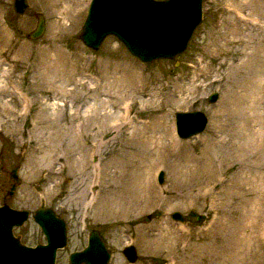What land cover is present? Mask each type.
I'll return each mask as SVG.
<instances>
[{
    "label": "rangeland",
    "instance_id": "rangeland-1",
    "mask_svg": "<svg viewBox=\"0 0 264 264\" xmlns=\"http://www.w3.org/2000/svg\"><path fill=\"white\" fill-rule=\"evenodd\" d=\"M64 1L27 0L17 13L14 0H0V205L30 212L14 234L30 246L45 243L31 215L50 207L67 231L55 264H69L92 229L105 241L107 264H264V151L252 159L236 152L230 142L238 109L220 110L238 89L264 78L263 27L252 28L250 43L242 34L251 29L239 28L238 36L233 17L224 24L230 0H202V19L186 49L144 62L113 35L97 49L86 46L80 35L91 0ZM251 3L264 24V0ZM68 4L70 13L60 15ZM38 15L45 29L32 39ZM213 92L218 98L209 102ZM186 111H202L208 122L201 133L181 139L174 115ZM128 114L133 123L121 128ZM141 120L148 126L129 129ZM171 129L175 153L165 148L148 156L143 146L127 148L144 137L165 146ZM205 154L212 155L217 175L208 186ZM98 166L104 175L96 202ZM13 168L19 181L10 195ZM140 181L147 192L137 190ZM174 211L184 221L173 219ZM130 244L133 263L123 254Z\"/></svg>",
    "mask_w": 264,
    "mask_h": 264
},
{
    "label": "bare ground",
    "instance_id": "bare-ground-1",
    "mask_svg": "<svg viewBox=\"0 0 264 264\" xmlns=\"http://www.w3.org/2000/svg\"><path fill=\"white\" fill-rule=\"evenodd\" d=\"M251 1L252 0H230L229 2L230 4H228V6L225 7L226 21H224V24L225 25L226 23L228 24V20L231 17H233L234 23L232 24L233 25L232 28L234 34L238 36L241 33L239 31V28L244 27L245 31L248 28L251 29L250 33L248 32L247 34H242L247 37L248 42L250 43L251 41L253 42L252 28L255 29L258 26L263 27L262 30H259L260 33L263 35L262 37H260L259 42L264 43V24L259 23L260 19L254 17V12L251 9H249V6H251L252 4ZM64 3H66V0L64 1ZM63 8H64L63 11L59 10L60 15L61 14L67 15L68 13H70L71 9L69 8H71V6L69 4L68 6L66 5ZM94 11L95 12L97 11L98 13L97 16L93 18L95 20V25L93 28H91L92 32H94L95 29H99L102 27H113L115 28L113 32L119 35H121L120 33L122 31L127 32L128 34L136 38L133 39V41L131 42L129 40L125 42L127 43V45L131 47L132 45L133 46L135 45V47L139 49L137 50L139 51V53L140 51L141 52L158 51V53H166L168 51L181 49L183 47L184 42L182 41L180 42V38L183 35V33L186 31L188 26L191 24V22L194 20L197 13L196 0H169L167 3L162 5V8H160L159 4L152 3L149 0H93L90 8V12L92 13ZM240 24H243V26L241 27ZM233 42H234L233 40L226 41L225 45L232 44ZM258 45L261 44H257V46ZM236 69L239 70L238 67H236ZM200 71H203L204 73L205 68L201 67ZM196 75L198 77L199 72ZM189 82L193 83V85L188 91L191 94H193L197 91L198 86L194 83L195 82L194 79L190 80ZM178 90L182 92L183 88L180 87ZM237 93L238 96L236 98L233 99L226 98V100L221 105L220 110L229 109L231 106L237 107L238 111L236 113V118L234 119L236 122L235 131L232 140L230 139L231 140L230 145L232 146V148H234L236 152L245 153L250 159H252L253 158L252 156H254L255 153H261L262 151H264V97L262 95V93H264V78L260 75V77H257V79L254 80L252 86L240 88L238 89ZM20 100L24 101V97H22L21 95H20ZM28 101L30 100L28 99ZM127 111L129 114L131 113L130 109L129 110L127 109ZM129 114L123 118L120 116L124 120L123 121L121 119L122 121L120 122L122 123L118 124L119 126H121V128H125L128 124L133 123L132 122L133 118H131L130 116L131 114L130 115ZM194 120L195 119L187 118V120L184 123L185 127L189 128L190 124H192ZM147 124L148 122L141 120L136 123L137 126L135 127L133 126L132 128L129 129L132 130L134 129V131L140 130L141 127H147L148 126ZM109 127H110V123H109ZM184 130L187 131L188 129H184ZM80 131H82V129ZM105 131L106 130L104 129L101 132L104 133ZM182 131H179V128L176 126L177 134L182 133ZM82 132L84 133V130ZM133 133L134 132H132L130 135L127 134V136L125 137L127 139L131 137L133 138L132 136ZM142 137L143 136L140 134V139ZM164 139H165L164 140L165 146L156 144L154 141L150 139L147 140V138L144 137L141 139V142L134 143V144H139L137 148L132 144L131 147L128 146L127 148L141 149L140 146H143V149L145 150L144 153L148 154V156L156 154L158 151H161V153H163L165 148L173 152L175 149L174 148L175 145H178L173 135V129H171L169 133H166ZM219 140L221 143L224 142L223 138ZM217 143H215V145L218 146L219 143L218 144ZM139 162L140 161L138 160H134L133 161V164H135L134 166H137ZM202 162L203 163L205 162L204 167L208 168L205 176V178L207 179L206 181H208V184L207 185L205 184V186H208L210 185L212 180H214L215 177L217 176L215 163H214L215 161L213 160L211 154L209 156L205 154L203 155ZM133 164L130 166L131 169L134 168ZM158 165L159 164L156 165L153 164L154 167ZM178 170L183 178L184 177L183 170L180 168H178ZM200 172H204V171L202 170ZM208 172H209V176H208ZM103 175H104V169L98 166L95 172V181H94V185L98 190L95 198L96 202L101 194L100 187H101V182L103 180ZM136 188L137 190H140V192L141 190L147 192L149 190V185L145 181H140L138 185H136ZM115 195H117V193H115ZM5 215L10 216L9 213H5ZM0 220H2L1 217ZM6 225L7 223H5L4 221L2 222L0 221V229L3 230L6 229ZM1 234H2V230H0V259L23 262L26 264H50L48 259V253L46 250L44 249L26 250L23 248H15V247L13 248L7 245V241L5 237H2ZM52 239L55 240L54 238ZM52 239H50V242L47 247L51 245ZM95 259H96L95 255H92L89 259L86 258L85 261L86 263L92 261L93 264H96Z\"/></svg>",
    "mask_w": 264,
    "mask_h": 264
},
{
    "label": "water",
    "instance_id": "water-1",
    "mask_svg": "<svg viewBox=\"0 0 264 264\" xmlns=\"http://www.w3.org/2000/svg\"><path fill=\"white\" fill-rule=\"evenodd\" d=\"M92 1L89 3L87 15L85 22L83 24V29L80 35L81 40L83 43L92 48L97 49L101 46L103 40L108 35H114L116 36L127 48V50L134 56L138 57L141 61L144 62H150L155 59L160 58H174L180 53H182L187 45L188 42L195 30V28L198 26L202 19V0H196V17L191 22V24L188 26L186 31L183 33V35L180 38V42H184L183 47L181 49H177L174 51H168L166 53H158V51H152V52H141L139 53V49L135 47V45L132 47L127 45L125 41L129 40L130 42L133 41L136 37L131 36L127 32H121L119 34H116L113 32L115 28L113 27H102L99 29H95L94 32L91 31V28L95 25V20L93 19L95 16H97V11L90 12V8L92 5ZM152 3L159 4L160 8H162V5L167 3L169 0H149ZM198 3V6H197ZM13 8L15 12L17 13H23L25 9L28 6L27 0H14ZM91 13V14H90ZM45 29V21L42 15H38L37 17V23L35 28L29 33V37L32 39H36L40 37ZM218 98V94L216 92H213L208 95V101L209 102H215ZM176 126L179 128V131H182L184 129H188L187 131H182V133L178 134L179 138L186 139L189 137H192L196 134L201 133L204 128L207 125V117L202 111H189V112H177L174 115ZM187 118L195 119L192 124H190L189 128L185 127V121ZM186 132V133H184ZM17 168L12 169V178H14L15 182L10 185L9 194L11 195L14 192V187L16 185V182L19 181L17 177ZM164 180V172L159 171L157 175V181L158 183H163ZM5 213H9L10 216H6ZM30 212L28 210H19L14 209L10 207L7 203H3L0 205V217L2 220L7 223L6 229H0L2 230V237H5L7 241V245L15 248H23L26 250H35V249H44L48 253V259L50 264H55L56 260V253L58 249L64 248L67 244V231H66V223L64 219L59 216L52 208L50 207H39L35 210V212L32 214L33 220L38 224L40 227L42 233L45 236V243H38L35 246H30L21 241V237L19 235H14L13 229L14 227L21 226L29 217ZM171 217L173 219L184 221V217L177 211H174L171 213ZM10 220V221H9ZM50 236V237H49ZM56 236V238H55ZM54 238L55 240H53ZM50 239H52L51 245L49 247L48 244L50 242ZM124 256L128 260V262L133 263L136 260L137 253L134 249L133 245L126 246V249L123 251ZM92 255H95L96 264H107L110 253L107 251L105 241L102 237V235L99 233L98 230H91L88 237H87V243L85 247L82 250L79 251H73L68 256L69 264H93L92 261L89 263H86L85 259L90 258ZM47 263V261H46ZM0 264H26L23 262H17V261H9L0 259Z\"/></svg>",
    "mask_w": 264,
    "mask_h": 264
}]
</instances>
